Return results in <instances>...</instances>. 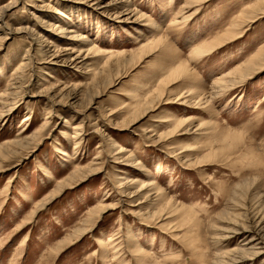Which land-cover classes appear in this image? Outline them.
Instances as JSON below:
<instances>
[{"label": "rangeland", "instance_id": "obj_1", "mask_svg": "<svg viewBox=\"0 0 264 264\" xmlns=\"http://www.w3.org/2000/svg\"><path fill=\"white\" fill-rule=\"evenodd\" d=\"M192 1L0 0V153L6 154L0 156V264H216L222 251L264 247V62L199 105L219 92L218 79L264 45V0ZM161 35L168 47L146 49L128 65ZM218 37L229 40L200 58L189 55ZM109 60L114 68L106 72L114 74L121 61L122 75L110 85L104 74L94 81ZM176 61L189 65V75L128 124L130 106ZM177 119L186 124L167 134ZM79 126V138L72 137ZM129 155L136 160H125ZM90 164L99 170L35 208L59 181ZM129 180L158 184L186 208L190 215L177 219L198 234L206 261L183 244L181 230L144 217L158 209L152 204L159 193L151 189L146 197ZM233 195L242 205L230 210ZM102 205L90 232L55 249ZM239 215L246 230L211 243L219 233L213 221L229 226L221 220Z\"/></svg>", "mask_w": 264, "mask_h": 264}, {"label": "bare ground", "instance_id": "obj_2", "mask_svg": "<svg viewBox=\"0 0 264 264\" xmlns=\"http://www.w3.org/2000/svg\"><path fill=\"white\" fill-rule=\"evenodd\" d=\"M199 1H201V0H193L192 2H199ZM261 8L264 9V3H263V5H261ZM0 13H3L2 9H0ZM137 14H138V17L140 19H145L144 13H141V14L137 13ZM59 15H63V17H66L64 12L59 13ZM253 15L254 14L250 15L251 19H252ZM189 16H191V15L189 14ZM185 18H188V16L185 17ZM176 20L177 19L174 18L173 22H175ZM176 22H178V21H176ZM173 25H176V24H173ZM59 28L61 30L60 31L61 33L65 32L61 27H59ZM226 40H229V39L228 38H223V37H220V38L218 37V38L215 39L214 42L203 43L200 46H197V47L191 49L189 55H192V57H194V58H198V57L200 58L201 55H203L204 53L212 52L213 49L216 46H218V44H223L224 42H226ZM149 42H151V43L143 46L139 53H137L135 55H132L131 56L132 57L131 60L127 59L126 63L128 64L129 60H130V63L128 65H133L134 63H136L137 60L142 58V56H143L144 52L146 51V49H148L149 51H153V50L157 51V49H160L161 46H163V45L167 46L166 36H163V35L158 37L157 40H155V41L154 40H150ZM170 50L171 51L175 50V48H170ZM80 53L81 52H79L78 55ZM174 60H172V63H175ZM176 62L177 63L175 65L169 66L170 68L167 66L168 69L166 70L165 77L159 79L160 82H158V84L155 85V87L150 92H148L146 96H145V93H144V95H142L141 97H139V98H137L135 100V104L134 105L130 106V110H131V111L129 110L130 111V113H129L130 117L126 120V122L128 124L130 122L133 123L134 121H136L137 118H139L140 116H142L144 114V112H146L148 110H151V109H154V106H155V104H157L159 102V99L166 92H169L167 90L169 84L173 83V81H177L176 79L179 80L180 78H183L184 76L189 75V73L191 72L190 69H189V65L183 63L182 61L181 62L176 61ZM263 62H264V45L259 49V51L257 52L256 57L255 58H251L248 62H246L245 66L236 69L234 72H231V74L226 75V76L222 77L221 79H218L215 82V85H216L215 88L218 87L219 88V92H217L216 94L211 95L210 96V100L209 99L205 100V101H203V103H200L199 105L212 102L214 99H216L215 96L219 95V93H221L223 91V89H227L228 90V86H230V85H228L229 82L232 84V82L234 80H236L235 81L236 83H240L241 81L246 79V76H244V75H246V73L251 71L254 66L262 65ZM119 63H121V61H119L117 63V65L115 67L116 70L115 71L112 70L115 73L112 74V75H109V72H106V69H109V68H112V67L114 68V64L110 60L107 61V63H105V66H103V70L101 69V71L99 70V72H96L95 78H93L94 81L100 80L99 78L103 77L105 75V77H104V79L106 78L105 81H104L105 85L112 84L114 82V79H116V78H118V77H120L122 75V70L119 69V67H118ZM172 63L170 62V64H172ZM112 71H110V72H112ZM223 83H224V86H223ZM95 91H96L95 94H100L101 90L97 89ZM133 94H135V93H133ZM87 101L90 102L91 98L88 99ZM12 107L13 106L9 105L10 109ZM184 124H186V123H184L183 120L177 119L176 120V124L173 127V131H171L170 133H167V134L174 133V131H176L178 128H180L181 125H184ZM81 128H82L81 126L72 128V132H73V136L72 137L79 138V136H80V132L79 131L82 130ZM162 137H164V136L160 135L159 139L162 138ZM122 152H123V148L120 147V149L115 153V155L120 154ZM0 156H6V154H4V152L1 151ZM121 157H122V155H119L117 158H121ZM132 159L136 160V159L133 158V156H130V155L125 158V160H127V161H131ZM89 166H91V167L88 168V170H81L82 168H78V167L75 170H73L72 174L69 175V177H67L66 179H63V180L59 181V183L57 184V186L53 190V192L50 195H47L44 198V200L38 202L35 205L36 206L35 208L38 210L39 208L44 207L45 204L49 203V201L51 199H53L55 196H59V194H60V192H62L63 188L69 187V185H72L76 178L80 177L79 179L81 180L84 177H87L88 174L91 173V171L94 172V170H96V171L99 170V168L92 167V164H90ZM79 170H81V171H79ZM79 179H77V180H79ZM125 179H127V177H125ZM129 181H131L132 183H138V192L146 191L145 195L148 192H151V189H153L155 192L159 193L158 200L156 201V203L152 204L154 206V208H158V209L153 210V212H147L146 214H144L145 215L144 217H146L147 219L157 220V223L161 224L160 228H162V229L164 228L166 230H171L173 232H177V231L181 230L183 232L182 236H181V241H183V244L192 249V252L194 253V256H200L199 259L201 261H206V259L204 257V255H205L204 252L201 255V245H199L200 238H199L198 234H196V233L193 234L192 233V231L190 229L191 225H188V226L186 225L187 229L183 228V225H182L183 221L182 220H184V218H187V217H185L186 214L190 215L189 213H186L187 212L186 208H184V206L181 205V204H177L176 205L175 202L171 201V199H169L166 196V194L162 191V188H160V186L158 184L149 183V182L142 183V181L138 182V180H129ZM244 186H246V185H244ZM258 194H259V192H258ZM236 195H237V193H236ZM236 195L235 196L233 195L234 197H229V200L230 201L233 200L232 202L234 203V204H232L233 207H230V210L231 209L235 210V208H239L240 204L242 205V203H240V200L238 199L240 196L236 197ZM148 196H149V194H147L146 197H148ZM141 202H143V200L137 202L136 204H140ZM105 207L106 206L103 207V205H102V206H97V207L91 209L89 211L88 217L86 218L87 220L81 225V227L75 229L74 235H71V236L67 237L66 239L62 240L61 243H59L57 245V247L55 246L56 247L55 249L56 250H60L61 246L65 245V243L71 242V240L73 238H75V236L82 235L84 233L90 232V229L93 226L92 221H91L90 218H92L93 214H97L99 216L101 213L104 212ZM244 208H245V206H244ZM262 209H264V207H262ZM257 211L260 212V209H258ZM34 213H35L34 211H31V214L28 215L27 220H28V218H31V216ZM260 213H262V212H260ZM182 214H184V215H183V217H181L182 220L180 221V220L177 219V217L181 216ZM242 215H239L238 217L236 216L235 219H232V218L228 217L229 219H231V221L221 220L223 223H227L229 226L216 225L215 223L218 222V221H216V222L213 221V223H214L213 224V229L215 231H219V233H217V232L214 233L213 239H211V243L218 245L219 243H221L223 241V239H228L230 235H233V233L238 232L239 228H241L243 230H246V228H247V220ZM219 216L221 217L222 215L220 214ZM230 216H232V215H230ZM263 216H264V214H263ZM239 217H241V218H239ZM176 219H177V221H176ZM191 221L192 220H191V216H190V218L188 219V223H191ZM177 235H178V233L175 234V236H177ZM100 243H101V241H100ZM254 246H257V245H253V247H251V248H246L245 246H237L235 249L233 248V249L222 251V253L219 254V257H218V255H216L214 257L215 260H216L215 263L216 264H226V263L236 264L237 262H240V261L242 262L243 260L251 261V260H254V259L258 260V259L263 258L262 264H264V247L261 246L259 248H256ZM141 251L142 250L139 247H137V245H136L135 246V252L140 254ZM103 253H105V252L103 251ZM192 258H193V256H192Z\"/></svg>", "mask_w": 264, "mask_h": 264}]
</instances>
